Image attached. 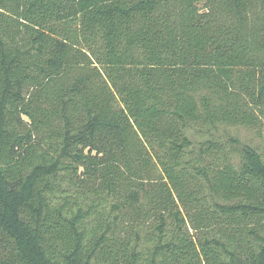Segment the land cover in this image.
I'll list each match as a JSON object with an SVG mask.
<instances>
[{"label":"trees","instance_id":"16d2710c","mask_svg":"<svg viewBox=\"0 0 264 264\" xmlns=\"http://www.w3.org/2000/svg\"><path fill=\"white\" fill-rule=\"evenodd\" d=\"M0 264H264V0H0Z\"/></svg>","mask_w":264,"mask_h":264},{"label":"rangeland","instance_id":"374dc122","mask_svg":"<svg viewBox=\"0 0 264 264\" xmlns=\"http://www.w3.org/2000/svg\"><path fill=\"white\" fill-rule=\"evenodd\" d=\"M221 136H233L239 138L243 143H250L254 145H259L260 140L256 137L254 131L243 128V127H228L220 128L218 132Z\"/></svg>","mask_w":264,"mask_h":264}]
</instances>
